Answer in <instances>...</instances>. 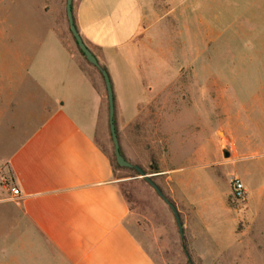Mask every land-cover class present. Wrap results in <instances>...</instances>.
<instances>
[{
	"label": "crops",
	"instance_id": "1",
	"mask_svg": "<svg viewBox=\"0 0 264 264\" xmlns=\"http://www.w3.org/2000/svg\"><path fill=\"white\" fill-rule=\"evenodd\" d=\"M74 1L76 28L100 52L101 57L93 55L111 81L116 134L137 124L160 127L162 115L169 121L170 111L177 106L176 91L146 86L149 77L131 72L126 54L149 32L146 0ZM168 3L163 17H168L187 53L171 62L189 64L191 69L201 65L192 77L201 81L202 95H223L221 90L232 88L210 80H240L252 72L261 75L256 80H264V68L259 66L264 62L257 64L261 58L264 61V0ZM17 32L24 40L15 39ZM33 32L0 24V264H158L148 243L130 229L132 212L114 180L112 162L98 143L99 132L109 129L101 91L56 35L43 38ZM222 63L233 64L232 72H222L226 67ZM235 63L242 64L240 70ZM128 83H132L130 91L123 89ZM257 89L264 92L263 85ZM124 95L135 97L130 110ZM161 95L168 97L163 109L156 103ZM166 126L177 128L170 122ZM226 138L228 158L222 156L221 139L210 137L206 138L212 147L210 159L153 173L178 211L192 255L222 254L223 235L214 233L219 229L223 233L225 222L233 225L231 239L239 234L241 223L264 233L257 216L246 213L255 197L248 185L254 172L234 167L258 154H241L233 136ZM122 139L120 149L125 145ZM204 149L205 142L197 144L194 153L203 154ZM207 166H230L226 175L242 182L245 200H234L230 185L229 190L216 193L211 185L199 183L197 175L202 172L195 170ZM259 167L264 173V166ZM10 187H16L19 195L13 196Z\"/></svg>",
	"mask_w": 264,
	"mask_h": 264
},
{
	"label": "rangeland",
	"instance_id": "2",
	"mask_svg": "<svg viewBox=\"0 0 264 264\" xmlns=\"http://www.w3.org/2000/svg\"><path fill=\"white\" fill-rule=\"evenodd\" d=\"M65 1L0 0V24L6 28L10 25L21 30L32 29L33 34L43 38L52 34L56 35L101 91L107 115V98L103 79L100 71L80 53L70 33ZM74 4L75 1L72 0V14ZM146 4L150 10L148 21H146L151 24L149 32L141 41H136L126 50V54L131 58L130 65L133 68L131 72L137 75L141 71L147 78L149 77V80H144L148 87L175 90L177 106L170 111L172 116L169 121L162 115L160 127L141 128L137 124L136 127L127 128L124 131L119 129L118 140L126 137L122 139L125 140V145L120 152L127 161L139 166L156 183L154 172L150 170L151 162L158 170L173 165H196L202 160L204 162L210 159L207 155L212 153V147L206 143V138L221 139L222 147L227 150L228 139L226 137L227 134L232 135L241 154H258L248 160L236 162L234 167L237 168L236 170L248 169L254 172L248 176V185L254 191L253 196L255 197L252 199L251 210H247L246 213L249 217L255 214L260 223L258 226L264 231V190L259 192V189L264 187V173L259 172V166H264V92L257 89L260 85L264 86V80H256L261 75L255 72L250 73L248 77L242 76L240 80H210V84L218 82L223 87L231 86L233 89L221 90V92L224 91L223 95L221 93L202 95L201 81L192 77V72L201 71V65L196 64L194 69H191L189 64L171 62L187 53L181 43L176 40V33L172 31L168 17H163V13L169 6L168 0H146ZM21 33L17 32L16 40H24ZM83 42L93 54L101 57L99 51L86 41L83 40ZM225 60L232 61L233 59L226 57ZM257 62L259 64L264 61L261 58ZM236 63L234 67L240 70L242 64ZM99 64L104 67L100 62ZM222 64L226 66L222 67V72L226 70L232 72V67L229 68V66L233 64ZM215 66L208 65L213 69ZM259 66L264 68V65ZM131 84L123 86V89L130 91ZM115 85L116 90L119 91V84L116 81ZM123 98L126 102V110L132 109L135 97L124 95ZM156 98L159 100L156 102L158 107L163 109L168 105V102L164 101L168 97L161 95ZM128 112L126 111L124 115H128ZM152 119L153 114L150 120ZM168 122L177 128L167 127ZM97 138L101 148L112 160L114 180L132 212L129 218L130 229L142 242L148 243V251L152 253L156 263L264 264V233L260 235L243 223L240 224L239 234L232 239L229 237L230 229L233 227L230 222L224 223L223 233L220 229L214 233L216 237L223 235L222 241L225 247L224 250H219L222 254L203 256L190 254L184 236L181 238L179 235L173 213L168 205L135 169L119 166L115 162L108 127L100 131ZM184 138L185 145H183ZM204 142V153H194L196 145ZM181 150L182 156H180ZM229 168L230 166L227 169L222 166H207L195 171L196 173L202 172L201 175H197L199 183L211 185L218 193L229 190L230 180L234 177L226 175V170ZM159 182L164 184L162 178ZM251 196L249 193L248 197ZM236 201L241 203L239 200ZM214 226V224L210 225V234H213ZM149 235H152L154 240L150 241Z\"/></svg>",
	"mask_w": 264,
	"mask_h": 264
},
{
	"label": "water",
	"instance_id": "3",
	"mask_svg": "<svg viewBox=\"0 0 264 264\" xmlns=\"http://www.w3.org/2000/svg\"><path fill=\"white\" fill-rule=\"evenodd\" d=\"M72 0H66L65 1V11H66V16H67V22H68V27L70 30V33L76 42L79 50L83 53L85 59L92 65H94L101 73L105 91H106V98H107V116H108V126H109V132H110V137L112 141V146H113V154L115 157V161L119 166L123 167H129L132 169H135L140 176L144 178V180L154 189V191L157 193V195L168 205L170 210L173 213L177 229L179 232L180 237H183V226L182 222L180 220L178 211L175 207V205L164 195L162 190L158 187V185L152 180L149 174H146L139 166L130 163L125 159V157L121 154L120 148H119V142L116 134V129H115V123H114V97H113V90H112V85L111 81L108 75V72L106 69L102 68L96 57L93 55V53L86 47L84 44L77 28L74 23V18L72 14V8H71ZM223 156L227 157L228 156V151L224 148L223 149ZM184 247V246H183ZM187 259L190 261V257L185 251ZM190 264H192L190 262Z\"/></svg>",
	"mask_w": 264,
	"mask_h": 264
},
{
	"label": "built area",
	"instance_id": "4",
	"mask_svg": "<svg viewBox=\"0 0 264 264\" xmlns=\"http://www.w3.org/2000/svg\"><path fill=\"white\" fill-rule=\"evenodd\" d=\"M3 184L6 185L7 182L5 180H3ZM230 187H231V191H232V196L236 200L243 202L245 200V197H246V192H245V188H244L242 182L238 178L233 177L230 180ZM10 192L15 197L19 195V190L16 187H10Z\"/></svg>",
	"mask_w": 264,
	"mask_h": 264
},
{
	"label": "trees",
	"instance_id": "5",
	"mask_svg": "<svg viewBox=\"0 0 264 264\" xmlns=\"http://www.w3.org/2000/svg\"><path fill=\"white\" fill-rule=\"evenodd\" d=\"M71 8H72V6H71ZM75 23V22H74ZM76 43V42H75ZM77 45V44H76ZM79 49V48H78ZM80 51V50H79ZM80 53L83 55V53L80 51ZM84 56V55H83ZM101 74V73H100ZM101 77H102V75H101ZM122 154V153H121ZM114 155V154H113ZM109 157V156H108ZM110 158V157H109ZM114 159H115V157H114ZM111 160V159H110ZM111 162H112V160H111ZM116 162V161H115ZM150 170L152 171V172H156V171H158V168L157 167H154L153 166V163L151 162V164H150ZM153 180V179H152ZM234 198V197H233Z\"/></svg>",
	"mask_w": 264,
	"mask_h": 264
}]
</instances>
